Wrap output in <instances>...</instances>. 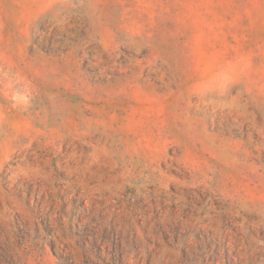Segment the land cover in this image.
I'll use <instances>...</instances> for the list:
<instances>
[{
	"label": "rangeland",
	"instance_id": "1",
	"mask_svg": "<svg viewBox=\"0 0 264 264\" xmlns=\"http://www.w3.org/2000/svg\"><path fill=\"white\" fill-rule=\"evenodd\" d=\"M0 264H264V0H0Z\"/></svg>",
	"mask_w": 264,
	"mask_h": 264
}]
</instances>
